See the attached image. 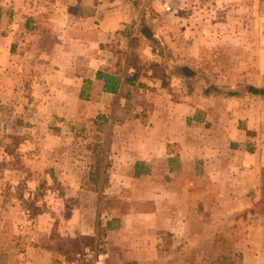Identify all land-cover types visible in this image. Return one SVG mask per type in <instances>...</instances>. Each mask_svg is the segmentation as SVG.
Segmentation results:
<instances>
[{"label":"crops","instance_id":"obj_1","mask_svg":"<svg viewBox=\"0 0 264 264\" xmlns=\"http://www.w3.org/2000/svg\"><path fill=\"white\" fill-rule=\"evenodd\" d=\"M184 1H171L172 8ZM174 18L157 0H0V115H12L19 130L22 114L30 128L43 113L109 131L106 140H88L108 147L100 175L71 165L54 175L69 180L65 192L74 195L61 199L62 239L96 242L108 264H165L172 252H165L162 236L182 226L167 179L186 175L196 144L180 139L191 130L187 125H181L182 134L165 131L170 120L195 113L196 88L189 83L197 85L201 77L166 55L170 35H179L170 26ZM184 67L193 74L182 72ZM122 126L133 132L130 137H114ZM116 145L125 149L114 157L109 147ZM172 162L182 166L169 169ZM86 177H100V186L90 187ZM14 189L0 184V264L65 262L63 251L51 244L57 220L44 217L36 231L31 223L22 227L17 202L8 197ZM115 199L131 209L114 212L116 219L109 206Z\"/></svg>","mask_w":264,"mask_h":264},{"label":"rangeland","instance_id":"obj_2","mask_svg":"<svg viewBox=\"0 0 264 264\" xmlns=\"http://www.w3.org/2000/svg\"><path fill=\"white\" fill-rule=\"evenodd\" d=\"M180 6L177 2L171 10L175 18L170 23L179 35H170L173 44L165 52L201 77L197 85L189 83L196 88L198 106L190 116L170 120L165 133L182 134L181 125H187L191 130L180 139L196 144L197 156L186 162L185 176L166 182L174 186L180 211L176 205L173 211L182 226L162 236L165 252H172L165 264H264V95L248 92L250 87L264 89V0H185ZM21 117L19 130L12 126V115H0V184L15 187L8 197L17 202L22 227L31 223L35 230L44 225V217L57 220L51 244L66 257L60 264H73L86 250L101 253L90 239H62V201L73 193L65 192L69 180L64 183L54 175L69 165L100 175L108 147L88 140H106L108 129L89 130L81 122L43 113L35 115L29 128L28 115ZM132 133L124 127L113 135L126 138ZM109 149L116 157L125 146ZM208 149L212 156L206 162L202 157L209 158ZM173 165L182 163L172 162L169 169ZM100 179L86 181L99 187ZM131 188L136 195L138 184ZM110 201L114 218L131 211L125 203ZM79 262L85 264L84 259Z\"/></svg>","mask_w":264,"mask_h":264},{"label":"built area","instance_id":"obj_3","mask_svg":"<svg viewBox=\"0 0 264 264\" xmlns=\"http://www.w3.org/2000/svg\"><path fill=\"white\" fill-rule=\"evenodd\" d=\"M166 6L167 11H171L173 0H157ZM78 260L73 262V264H80V260L84 259L85 264H108L107 257L103 253H98L94 250H86L85 253L78 255ZM82 258V259H80Z\"/></svg>","mask_w":264,"mask_h":264},{"label":"trees","instance_id":"obj_4","mask_svg":"<svg viewBox=\"0 0 264 264\" xmlns=\"http://www.w3.org/2000/svg\"><path fill=\"white\" fill-rule=\"evenodd\" d=\"M182 72H184L186 75H192L193 73L186 67L182 68ZM249 93L255 94V95H264V89H259L255 87H250L248 89Z\"/></svg>","mask_w":264,"mask_h":264}]
</instances>
